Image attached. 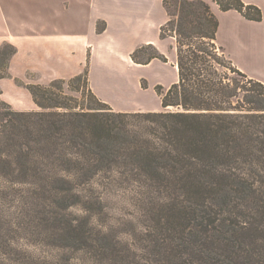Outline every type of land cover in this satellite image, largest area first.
<instances>
[{
	"label": "trees",
	"instance_id": "16d2710c",
	"mask_svg": "<svg viewBox=\"0 0 264 264\" xmlns=\"http://www.w3.org/2000/svg\"><path fill=\"white\" fill-rule=\"evenodd\" d=\"M212 1L262 19L257 5ZM163 4L160 37L175 39L177 80L155 86L161 109L113 110L90 88L87 69L47 84L17 79L38 109L0 99V171H159L162 184L182 188L166 189L156 213L152 241L165 264H264V81L241 71L218 44L208 2ZM147 47L152 52L140 59ZM15 52L0 46V78L9 76ZM130 56L167 61L152 44Z\"/></svg>",
	"mask_w": 264,
	"mask_h": 264
},
{
	"label": "crops",
	"instance_id": "0c3cea01",
	"mask_svg": "<svg viewBox=\"0 0 264 264\" xmlns=\"http://www.w3.org/2000/svg\"><path fill=\"white\" fill-rule=\"evenodd\" d=\"M204 1L218 18L217 42L227 56L264 81V0H243L261 9L260 21ZM167 19L163 0H0V46L16 48L9 76L0 78V99L16 110L35 109L17 79L47 84L87 69L90 88L113 110H159L155 86L167 88L177 80L175 48L160 37ZM143 44L154 45L167 61L134 62L130 55Z\"/></svg>",
	"mask_w": 264,
	"mask_h": 264
},
{
	"label": "rangeland",
	"instance_id": "374dc122",
	"mask_svg": "<svg viewBox=\"0 0 264 264\" xmlns=\"http://www.w3.org/2000/svg\"><path fill=\"white\" fill-rule=\"evenodd\" d=\"M166 38L174 49L175 39ZM151 52L147 47L138 57ZM159 177V171H0V264H165L152 241L156 213L166 189L182 188Z\"/></svg>",
	"mask_w": 264,
	"mask_h": 264
}]
</instances>
